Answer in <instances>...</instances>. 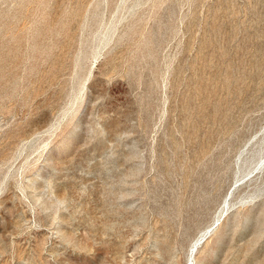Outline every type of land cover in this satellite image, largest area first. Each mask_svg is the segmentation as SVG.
I'll use <instances>...</instances> for the list:
<instances>
[{"label":"rangeland","instance_id":"1","mask_svg":"<svg viewBox=\"0 0 264 264\" xmlns=\"http://www.w3.org/2000/svg\"><path fill=\"white\" fill-rule=\"evenodd\" d=\"M256 152L264 0H0V264H264Z\"/></svg>","mask_w":264,"mask_h":264},{"label":"bare ground","instance_id":"2","mask_svg":"<svg viewBox=\"0 0 264 264\" xmlns=\"http://www.w3.org/2000/svg\"><path fill=\"white\" fill-rule=\"evenodd\" d=\"M258 153L259 152H256L250 159H248L247 161H246V164H252L254 161H256L257 162V165H262L263 163H264V161L263 160H261V159H259L258 157ZM224 213V212H223ZM222 214V213H221ZM221 216V215H220ZM223 216H221L220 218H219V220H221V218H222ZM218 220V221H219ZM221 224V222L218 224V225H220ZM214 225L215 224H213L212 226H211V228H209V230H206V232L205 233H203V235L195 242V244L192 246V248H191V252H190V255H191V257H196V254H197V252H198V250H199V248L200 247H202V245L208 240V236H209V233H211V232H213V230L218 226H215L214 227ZM193 259V258H192ZM195 260V259H194Z\"/></svg>","mask_w":264,"mask_h":264}]
</instances>
